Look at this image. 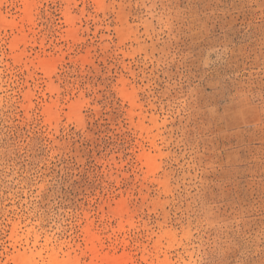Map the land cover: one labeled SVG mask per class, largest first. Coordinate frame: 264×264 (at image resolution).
I'll return each mask as SVG.
<instances>
[{
    "label": "rangeland",
    "instance_id": "1",
    "mask_svg": "<svg viewBox=\"0 0 264 264\" xmlns=\"http://www.w3.org/2000/svg\"><path fill=\"white\" fill-rule=\"evenodd\" d=\"M0 264H264V0H0Z\"/></svg>",
    "mask_w": 264,
    "mask_h": 264
}]
</instances>
